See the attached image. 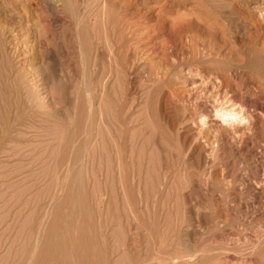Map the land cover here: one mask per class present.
<instances>
[{"label": "rangeland", "instance_id": "rangeland-1", "mask_svg": "<svg viewBox=\"0 0 264 264\" xmlns=\"http://www.w3.org/2000/svg\"><path fill=\"white\" fill-rule=\"evenodd\" d=\"M32 1L0 0V264H264V0Z\"/></svg>", "mask_w": 264, "mask_h": 264}, {"label": "bare ground", "instance_id": "bare-ground-1", "mask_svg": "<svg viewBox=\"0 0 264 264\" xmlns=\"http://www.w3.org/2000/svg\"><path fill=\"white\" fill-rule=\"evenodd\" d=\"M35 1H36V0H35ZM35 1H34V0L32 1L33 4L35 3ZM168 1H169V0H168ZM173 1H175V0H173ZM55 2H56V1H55ZM56 3H57V2H56ZM171 5H173V4L171 3ZM30 6H31V5H30ZM32 6H33V5H32ZM26 10H27V9H26ZM32 10H33V9H32ZM28 12H29V11H28ZM33 12L36 13L37 11H33ZM37 13H38V12H37ZM26 14H28V13H26ZM38 16H39V14H38ZM35 23H36V22H35ZM2 60H3V58H2ZM17 73H18V72H16L15 74H17ZM10 74H11V73H10ZM17 75H18V74H17ZM10 76H11V75H10ZM14 77H15V76H14ZM14 77H13V78H14ZM18 77H19V76H18ZM16 79H18V78L16 77ZM16 79H15V80H16ZM11 80H12V79H11ZM18 80H19V79H18ZM16 83H17V82H15V85H17ZM10 84H11V83H10ZM12 88H13V87H12ZM14 88H16V87H14ZM17 88H19V87L17 86ZM14 90L16 91V89H14ZM11 91H12V90H11ZM15 91H13V92L15 93ZM18 91H19V90H18ZM13 92H11L10 94H12ZM16 92H17V91H16ZM8 93H9V92H8ZM14 93H13V94H14ZM37 105H38V104H37ZM225 110H226V109H225ZM238 110H239V109H238ZM219 111H220V110H219ZM219 111H218V112H219ZM216 112H217V110H216ZM216 112H215V113H216ZM220 112H221V111H220ZM224 112H225V111H224ZM221 115H222V118H224V117H228V119H229L230 117H235V118H236L237 116L239 117L240 114H239V113H235V112H230V113H226V112H225V113H223V114H220L219 116L221 117ZM217 116H218V114H217ZM225 119H226V118H225ZM225 119H224V120H225ZM230 119H232V118H230ZM233 119H234V118H233ZM237 119L240 121V118H237ZM241 119H242V118H241ZM232 121H233V120H231V122H232ZM228 122H229V121H228ZM240 122H241V121H240ZM203 123H204V120H203ZM203 123H202V124H203ZM236 123H237V122H236ZM204 124H205V123H204ZM162 175H163V174H162ZM163 177H164V176H163ZM163 177H162V178H163ZM165 180H166V179H165ZM160 182H161V181H160ZM163 182H165V181H163ZM138 184H139V183H138ZM159 184H160V183L158 182V185H159ZM163 184H165V183H163ZM156 185H157V182H156ZM160 185H161V184H160ZM160 185H159V187H160ZM151 187H153V186L151 185ZM157 187H158V186H157ZM162 187H163V186H161L160 189H162ZM164 187H165V186H164ZM179 257H180V256H179ZM177 260H179V258H178ZM191 260H192V261H193V260L195 261V259H192V258H191ZM191 260H189V261H191ZM194 261H193V262H194ZM159 263H160V262H159ZM168 263H169V262H168ZM168 263L166 262V264H168ZM174 263H175V262H174ZM190 263H191V262H190ZM194 263H195V262H194ZM160 264H162V263H160ZM163 264H164V263H163ZM171 264H172V263H171ZM175 264H176V263H175Z\"/></svg>", "mask_w": 264, "mask_h": 264}]
</instances>
